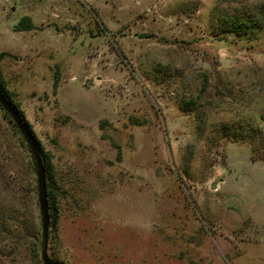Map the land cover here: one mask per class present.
Listing matches in <instances>:
<instances>
[{
  "label": "rangeland",
  "instance_id": "1",
  "mask_svg": "<svg viewBox=\"0 0 264 264\" xmlns=\"http://www.w3.org/2000/svg\"><path fill=\"white\" fill-rule=\"evenodd\" d=\"M0 53L49 158L50 258L264 264V0H0ZM40 243L0 109V264H43Z\"/></svg>",
  "mask_w": 264,
  "mask_h": 264
},
{
  "label": "water",
  "instance_id": "2",
  "mask_svg": "<svg viewBox=\"0 0 264 264\" xmlns=\"http://www.w3.org/2000/svg\"><path fill=\"white\" fill-rule=\"evenodd\" d=\"M0 107L10 117L11 122L15 125L16 129L19 131L35 163L37 191H38V205H39L40 217L42 223V250L40 254L41 261L43 264H60L54 261L52 258H50L49 255L47 254V240H48V229H49L50 218H49V208H48V200L46 193V173L42 158L23 120L19 117L17 112L12 108L11 104L8 102V99L5 97L1 89H0ZM212 189H214V185H212Z\"/></svg>",
  "mask_w": 264,
  "mask_h": 264
},
{
  "label": "trees",
  "instance_id": "3",
  "mask_svg": "<svg viewBox=\"0 0 264 264\" xmlns=\"http://www.w3.org/2000/svg\"><path fill=\"white\" fill-rule=\"evenodd\" d=\"M23 21V20H22ZM256 28H259V26L255 23L254 25ZM21 26H18L17 27V30H24V29H28L30 26L27 25V26H23L22 28H20ZM247 28V27H245ZM7 56L6 53H0V61L5 57ZM0 89L1 91L3 92V94L5 95V97L8 99V102L11 104L12 108L17 112V114L19 115V117L23 120L26 128L28 129L30 135H31V138L33 139L34 143L36 144L37 148H38V151L40 153V156L42 158V161H43V164H44V167H45V173H46V184L50 185L51 188L54 187V182L52 180V174H51V170H50V165H49V158H48V155L47 153L44 151L40 141L35 137V135L33 134L28 122L25 120L24 118V115L22 113V111L20 110V108L18 107V105H16L15 103L12 102L11 98H10V93H8V91L5 89V86H4V81L3 79L1 78V75H0ZM1 109V107H0ZM2 110V109H1ZM2 113L4 115V118L10 123L12 129L18 134V136H20V139H22L19 131L16 129L15 125L11 122V119L10 117L2 110ZM22 141L24 142V140L22 139ZM25 143V142H24ZM29 150V149H28ZM30 158H31V161H32V166H33V170L36 174V171H35V163H34V160H33V157L30 153ZM50 192V191H49ZM50 197V194H48L47 192V198ZM49 210H50V217L53 219L52 223H54L56 221V211H57V208L55 206V203L54 201L51 199L50 201V207H49ZM40 221H41V217H40ZM30 242H28L29 244V248H30V253L33 257H36L38 256V253H37V250L35 249V246H36V243H35V237L33 235H30ZM41 247H42V223H41Z\"/></svg>",
  "mask_w": 264,
  "mask_h": 264
}]
</instances>
